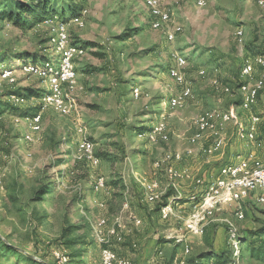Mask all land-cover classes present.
I'll return each instance as SVG.
<instances>
[{
  "label": "rangeland",
  "instance_id": "374dc122",
  "mask_svg": "<svg viewBox=\"0 0 264 264\" xmlns=\"http://www.w3.org/2000/svg\"><path fill=\"white\" fill-rule=\"evenodd\" d=\"M163 6L171 11L170 26H183L173 42L163 30L151 26L149 10L142 0H89L83 27L67 19L70 42L90 43L75 59L76 87L63 86L64 92L76 99L78 113L64 115L55 108H45L41 131L33 142L24 139L27 123L17 124L14 117L32 114L33 107L39 106V98L48 92V82L39 74H25L21 64L23 60L32 62V56L44 55L49 58L46 63L55 58L52 66L57 68L58 53L49 42L48 25L24 31L0 20V65L4 61L6 66L17 69L14 84L0 83V101L9 106V111L0 117V153L10 156L0 162V264H62L57 254L69 256V264H77L83 256L79 264H99L92 224L101 216L109 222L114 220L127 189L133 211L145 222L136 228L125 217L129 233L117 246V252L132 264H169L172 260L164 244L175 243L176 234H170V230L180 233L182 222H159L158 217L153 221L151 209L141 202L142 190L131 175L132 169L149 176L161 155L186 153L193 147L188 140L194 132L193 121L206 110L221 108L245 116L240 111L235 84L243 80L240 74L245 60L264 54V10L256 0H211L204 8H198L195 0H163ZM239 29L243 30L241 42L236 37ZM173 52L187 58L183 72L193 89V98L178 109L168 104V99L180 90L169 74ZM22 53L25 59H19ZM202 68L207 70L205 76L198 74ZM263 76V70L255 71L256 78ZM215 78L235 85V92L217 93L212 86ZM135 86L143 90L139 99L133 95ZM13 91L24 94L27 102L18 107L11 105L9 93ZM262 107L264 92L251 111ZM162 113L169 141L151 143L140 137V132L150 129ZM80 128H85L96 144L102 159L97 169L76 157ZM259 138L264 147V134ZM99 173L107 180L106 193L94 191ZM42 184L57 187L34 201ZM100 200L104 207L99 206ZM241 205L245 214L242 220L235 219V208L231 207L218 212L202 236L183 231L191 247L186 264H194L192 258L208 248L206 238L230 252L225 219L234 222L243 238H253L264 231V204L249 199ZM69 239L77 243L69 246ZM3 241L15 250L8 249ZM156 241L165 250L159 263L153 262L158 250ZM248 248V243L242 244L241 263L264 264L252 257ZM175 249L182 253L183 246L177 244Z\"/></svg>",
  "mask_w": 264,
  "mask_h": 264
},
{
  "label": "built area",
  "instance_id": "2783aa9c",
  "mask_svg": "<svg viewBox=\"0 0 264 264\" xmlns=\"http://www.w3.org/2000/svg\"><path fill=\"white\" fill-rule=\"evenodd\" d=\"M211 0H195L198 8L206 7ZM149 10L150 24L154 29L163 30L169 41H175L176 36L183 31L181 24L172 22L171 11L163 6V0H142ZM258 7L264 10V0H256ZM84 10L79 16L71 19V22L77 26H84ZM43 24L50 28L49 42L58 53V66L54 68L52 62L44 65H35L31 62L21 64V71L25 74H39L45 77L48 82V92L39 98L40 110L31 115H17L14 121L19 124L26 122L28 132L24 136L25 141L33 142L36 133L41 131L42 116L45 108L52 107L64 115L78 113V104L76 99L64 92L63 86L68 89H74L77 85L78 73L75 68V59L84 53V48L70 42L68 23L61 21L57 16L47 19ZM236 37L239 42L243 39V30L236 31ZM173 64L169 68V74L173 80L180 86V90L168 99L170 108L178 109L184 107L187 102L193 98V89L185 78L183 70L188 64L185 56L178 52L172 53ZM261 69L264 71V54H258L245 60L241 69L243 80L238 82L236 94L240 99V108L251 111L258 104L259 98L264 92V76L255 77V71ZM17 69L11 66L2 65L0 67V83L16 82ZM198 74L205 76L207 70L202 68ZM213 89L220 94H233L232 83H224L219 78L212 80ZM235 94V93H234ZM133 95L136 99L143 96L141 86L133 88ZM33 99V98H32ZM9 102L13 106H22L27 102V98L21 93H12L9 95ZM165 113L150 129L143 130L139 136L146 138L149 142H168L170 139L169 129L165 118ZM264 122V111L261 114H251L250 121L247 123L239 119L235 111L214 108L206 110L199 114L193 121L195 127L193 134L189 137L192 144L199 143L205 135L210 132L214 134L213 143L204 148V152L212 155L220 150L224 144L222 132L228 123H234L237 126L239 137L251 142H257V131L260 123ZM80 139L77 146L76 157L79 162H84L88 167L97 169L102 163L101 157L96 152L95 142L87 135L85 128H80ZM1 134V133H0ZM260 146V143H257ZM10 156L0 153L1 160H6ZM182 159L180 152H167L164 156L155 162V167L162 169L167 177L166 187H162L158 179H152L147 176L140 177V183L144 189L145 202L150 205H158L163 202L166 192L176 188V180L185 177V172L178 170L173 161ZM3 167L0 164V182L3 178ZM196 185L203 187L202 191H197L194 195L193 206L187 217H183L176 208L175 202L181 197L180 194L171 195L167 202L161 206L160 215L163 221L172 219L182 222L181 232L176 233L175 243L183 246L182 253L177 254L169 264H186V256L189 255L191 247L188 239L183 232H189L191 235L202 236L207 226L214 221L218 212L225 208L234 207V216L236 220H242L245 217L242 203L251 197L258 204H264V160L258 158L254 153L241 159L238 163L225 166L218 177L210 182L202 178L195 181ZM94 191L96 193H106L108 191L107 180L103 174H97L94 180ZM129 189L125 193V198L119 213L114 220L109 222L106 216H101L92 224L94 236L100 246L99 264H132L131 260L121 256L116 247L125 241L127 229L124 224L125 217H128L134 226L140 227L142 219L133 211L129 200ZM198 195V198H197ZM103 200H100L99 206L104 207ZM228 226V244L233 251V258L230 261L217 263L211 261L209 264H242L240 259L242 255L241 236L234 222L229 219L224 220ZM134 247L137 245L134 243ZM62 264H69V256H60L57 254ZM164 251L157 250V257H163Z\"/></svg>",
  "mask_w": 264,
  "mask_h": 264
},
{
  "label": "crops",
  "instance_id": "0c3cea01",
  "mask_svg": "<svg viewBox=\"0 0 264 264\" xmlns=\"http://www.w3.org/2000/svg\"><path fill=\"white\" fill-rule=\"evenodd\" d=\"M82 75H85V74L82 73ZM258 103H259V101H258ZM254 107H257V105ZM240 111H242V113H244L245 116L244 117L239 116V119L248 124V122L250 121L251 114H261V113H263L264 108L262 107L261 110H258L256 112L247 111V110H243V109H241ZM194 129H195V127H194ZM262 130H264V122L260 123L258 126L257 142H251L248 140L241 139L239 137V132H238L237 126H234V124L228 123L222 132L225 144L220 150H218L217 152H215L212 155L206 154L204 152V148L210 146L213 143V141L215 139L214 134L208 132L205 135V137L199 143L192 144L190 142V144L193 147L189 148L186 153H182V159L181 160L173 161V165L178 170L184 171L186 173L185 177H183L182 179L176 180L175 181L176 182V188L170 189L173 192V195H175L176 193L181 195V197L175 202V204H176V208L181 212L183 217H187L189 215V213L192 209L193 203H194V200H193L194 195L197 193V191L203 190V187H200V186L198 187L196 185V183H195L196 179L202 178L206 182H210L220 175L221 170L225 166L238 163L241 159L247 157L251 152L254 153L261 160H264V147L262 146L263 140L261 141V139L259 138L260 135L264 134V132ZM259 131H261V133ZM257 143H260V146H258ZM163 156L164 155H161L157 160H160ZM155 162L153 163V167H152L153 174L149 175L147 177L152 178V179L153 178L158 179L160 181L161 186L164 188V187H166V185L168 183V177L162 169H158L155 167ZM131 173H132L131 175L134 177L136 183L139 185L140 189L142 190L141 202L145 206L146 205L149 206V208L151 209L150 210L151 212L149 213V215L151 216V218H153V221H156V217H158L159 222L160 221L163 222L161 215H160V211H155L156 205H154V207H152L153 205H150V204L145 202L144 189H143L139 180H140L141 176H146V175L142 174V171H139L136 168H133ZM163 177L166 180L165 183H163ZM133 193H135V191H133ZM197 198H198V195H197ZM250 199H254V198L251 197ZM226 209L229 210L230 208H225L222 211H225ZM137 216H139V215L137 214ZM139 217L143 221V223L141 225V226H143L145 221L141 216H139ZM176 221L177 220L172 219L170 221H164V222L172 223V222H176ZM140 227H136V228H140ZM128 233L129 232L127 230L126 236L128 235ZM176 233H178L177 229H171L170 230V234L173 235ZM154 240H152V241L154 242ZM157 243H158L157 249H162L163 244H159V242H157ZM176 245H177L176 243H171V242H167L164 244V249L166 251L168 250V253L170 251V257L172 259L177 254H180V253L175 252L176 251V249H175ZM97 246H98L99 257H100V246L99 245H97ZM79 259L77 260L78 261L77 264L81 263L80 261H84L85 256H83ZM161 259L163 260V257H161V258L157 257V253H156L155 258H153V262L159 263L161 261ZM169 261H171V260H169Z\"/></svg>",
  "mask_w": 264,
  "mask_h": 264
},
{
  "label": "trees",
  "instance_id": "16d2710c",
  "mask_svg": "<svg viewBox=\"0 0 264 264\" xmlns=\"http://www.w3.org/2000/svg\"><path fill=\"white\" fill-rule=\"evenodd\" d=\"M88 1L89 0H0V20L5 23L12 24L24 31H30L37 25L43 24L47 19L56 16L60 17V20L66 23L69 17L72 19L79 16L85 10ZM60 4L62 5L61 8L58 7ZM73 44L78 45L77 43ZM89 45L90 43H84L78 46L85 48ZM18 57L19 59H25L27 56L22 53L19 54ZM30 58H32L31 63L35 65H44L47 61H49V58L44 55L32 56ZM23 62L28 63L29 61L23 60ZM2 65H5L4 61L0 66ZM235 85L236 87L238 86L237 84ZM12 93H15V91L10 92L9 95ZM8 108L9 106L6 102L0 101V117L9 111ZM39 110V106H35L30 113L33 114ZM56 187L57 185L42 184L35 192L33 200H41L44 195L51 193ZM171 195H173V192L169 190L168 193L165 194L163 202L157 205L156 211H160L161 206L167 202ZM260 233L261 232L253 235V238L256 236L257 240H254L249 236L243 238L240 235V241L242 244L248 243V249L252 257L264 262V231L261 234ZM0 240H3L1 236ZM206 241L208 248L192 258V262L194 264H209L211 261L222 263L230 261L233 258V251L231 247L229 252L226 249L217 248L212 242L207 240V238ZM3 242L8 249L15 250L13 246L9 245L5 241ZM66 243L69 246H73L77 242L76 239H69ZM77 254L78 253L76 252L75 255Z\"/></svg>",
  "mask_w": 264,
  "mask_h": 264
}]
</instances>
